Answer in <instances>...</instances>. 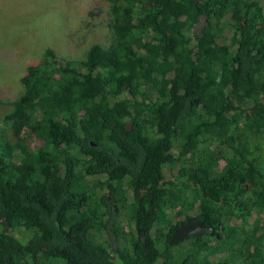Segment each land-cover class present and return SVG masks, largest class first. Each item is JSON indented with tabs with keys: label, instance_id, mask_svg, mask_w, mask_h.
<instances>
[{
	"label": "trees",
	"instance_id": "obj_1",
	"mask_svg": "<svg viewBox=\"0 0 264 264\" xmlns=\"http://www.w3.org/2000/svg\"><path fill=\"white\" fill-rule=\"evenodd\" d=\"M98 2L6 100L0 264H264V0Z\"/></svg>",
	"mask_w": 264,
	"mask_h": 264
},
{
	"label": "rangeland",
	"instance_id": "obj_2",
	"mask_svg": "<svg viewBox=\"0 0 264 264\" xmlns=\"http://www.w3.org/2000/svg\"><path fill=\"white\" fill-rule=\"evenodd\" d=\"M98 0H0V125L29 62L46 48L73 54L112 40Z\"/></svg>",
	"mask_w": 264,
	"mask_h": 264
},
{
	"label": "water",
	"instance_id": "obj_3",
	"mask_svg": "<svg viewBox=\"0 0 264 264\" xmlns=\"http://www.w3.org/2000/svg\"><path fill=\"white\" fill-rule=\"evenodd\" d=\"M214 231L212 226H205L198 218L186 219L182 221L178 228L171 234L168 243L175 244L189 235L200 236L204 233H211Z\"/></svg>",
	"mask_w": 264,
	"mask_h": 264
}]
</instances>
